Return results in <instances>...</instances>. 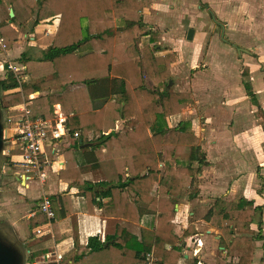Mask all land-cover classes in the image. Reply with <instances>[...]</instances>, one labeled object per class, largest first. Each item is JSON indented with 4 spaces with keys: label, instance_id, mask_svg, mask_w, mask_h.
<instances>
[{
    "label": "trees",
    "instance_id": "obj_1",
    "mask_svg": "<svg viewBox=\"0 0 264 264\" xmlns=\"http://www.w3.org/2000/svg\"><path fill=\"white\" fill-rule=\"evenodd\" d=\"M149 5V0H0V6L14 12L11 23L33 17L35 25L59 21L55 33L37 36L38 43L47 47L41 60L34 61L27 53L19 60L33 83L49 75L56 77L21 90L8 74L0 81L6 103L2 112L22 106L24 98L49 86L62 88L58 94L29 101L32 114L51 119L54 106L60 105L68 132H77L78 140L91 138L94 151L105 147L108 154L98 160L103 179L81 182L79 166L91 161L76 141L68 152L74 149L78 155L77 169L73 172L66 166L61 179L73 175L81 182L90 212L97 205L104 216L143 229L138 239L118 224L116 234L107 239L112 244L104 247L98 238H90L87 247H77L80 252L63 257L66 264L69 260L86 264L94 257L102 264H180L185 240L196 235L193 226L183 229L176 223L175 195L193 187L208 165L207 157L191 124L181 119L182 110L194 104V97L171 88L177 56L159 47L155 31L145 22ZM0 35L6 50L19 36L7 21L0 23ZM242 84L264 129V109L248 67L242 69ZM119 121H125L124 128L111 134ZM3 159L2 166H14L8 157ZM159 186L165 194H157ZM68 201L67 196L51 198L58 221L62 211L57 209ZM258 211L262 207H254L240 191L230 203L217 200L204 216L221 232L220 247L231 259L226 264H253L257 244L264 243L262 229L251 228ZM63 228L64 224L53 226L57 244L71 237V233L59 234Z\"/></svg>",
    "mask_w": 264,
    "mask_h": 264
},
{
    "label": "crops",
    "instance_id": "obj_2",
    "mask_svg": "<svg viewBox=\"0 0 264 264\" xmlns=\"http://www.w3.org/2000/svg\"><path fill=\"white\" fill-rule=\"evenodd\" d=\"M149 1L151 6L150 8L146 9L144 13H147L149 9H160L155 4L154 0ZM207 2L208 8L214 10L222 20L227 21L230 27L237 25L239 28V13H241V9H244V15L247 11H249L253 13V17L251 20H249L246 16L242 17V22H240V24L247 25V28L251 25L252 34L254 35L255 33H259L260 30H264V0H207ZM192 7L191 13L194 15V10ZM217 9L224 12L226 11V15L220 16ZM4 10V7L0 6V18H2ZM211 10H209V13ZM256 14L258 15L256 16ZM196 18V15H194V18L191 21H195ZM34 20L35 17H33L31 20L32 23L22 26V23L18 20H16L15 23H10L11 26L19 33L18 40L13 43L10 50L0 53V59L9 60V64L15 65L20 71L21 75L25 77L26 81L24 83V89L30 88L34 83L52 80L56 77L55 75H49L36 80L33 83L30 81L26 73V67L19 62L22 55L28 52L27 49H29L31 54L35 57V55H37L40 51H38L36 48L35 35L37 33H41L47 36L49 34L55 33L59 22L57 19L54 25H52V21L47 20L39 25H35ZM7 21L9 23V18ZM191 21L185 26V29L187 28L185 38L187 37L188 30L193 29V25H191L192 28L187 27L192 23ZM214 23L216 22L214 21ZM155 24L158 25L157 22ZM170 33H168V35L165 37L160 36L161 40H164V42H167L168 44V37H170ZM195 33L196 32H194L193 41H196ZM233 33H235L237 36V32L233 31ZM183 34L184 31L182 35ZM185 41L187 43L191 42V44L193 42L187 41V39ZM255 41L254 45H256ZM232 42L238 43L239 46H241L239 43H242L241 40H233ZM225 46L226 45H224V47ZM159 47L161 48V46ZM224 47L221 50L211 49L209 52L208 70L204 73L207 75L206 83H208V110L206 111L208 112V117L205 123L202 122L203 127L205 126V128L202 129L201 135L198 136V126L194 127V132L199 138V145L201 148L203 147L204 143L200 140L202 135L206 137L204 139H206L208 143L210 142L208 144V148L206 147V150L203 151L207 155L206 161L208 163V179L205 180L206 188H208L205 193L208 194V205H210V207L208 206V211L215 205L217 200H220L221 204H224L225 202L230 203L234 200L235 195L241 191L249 201L254 203V207H262V211H258L255 215L254 222L251 224V228L252 230L257 231L258 227L260 226V229H262L264 233V182H261L262 176H264V168L260 169V166L264 165V162H262L256 169L257 183L252 185L248 192H243V189H241V182L244 181L243 179L244 174L246 173V167L249 166V164H246L244 169H239V164L236 163L234 158H232L235 154L246 152L245 150H248L244 146V139H249L250 137L253 138V145L256 147L255 152L257 154L261 153V148L259 146L264 145V140H261V132H263L264 136V130L262 127V131L259 129L258 131H255L254 129L248 130L246 128V124L241 125L240 121L244 110L249 111V114H253L258 126H261L262 123L255 117V108L250 103V100L247 97L242 84L241 75L243 68L240 71L237 63L235 64V61L231 60L233 57H231L228 51L229 49L225 50ZM260 47L262 48V46ZM167 48L168 47L166 46H162L161 49L174 51L177 56V61L171 70L172 73H174V70L177 67L184 63V58H186L185 62L189 63L190 60L195 62L194 60L196 59L197 61L199 58V56H197L198 52H192L191 49L187 51L188 53H184L178 50V48ZM258 51L260 50L255 52ZM240 53L241 52L238 51L239 56L241 55ZM263 53L264 50H262L261 53L258 52V57L264 65ZM34 57L32 59H35ZM41 59L42 57L39 60ZM0 74L2 75V71H0ZM5 78L6 76L3 77L2 81L5 80ZM253 80L255 81L256 78ZM253 88H255L254 90L256 94H258L256 84L253 85ZM61 91L62 88L60 87L52 88V86H49V88L45 91L31 94L28 99L24 98V102L30 106L29 101L33 99L47 96L49 94H58ZM193 97L195 99V95H193ZM258 100L264 109V99H259L258 97ZM62 116V107L58 104L55 105L53 108V117L51 119L53 121H57V119ZM239 125H241L240 129ZM124 126L125 121H119L116 123L115 129L110 131V133H119L124 128ZM224 134L230 139V145L228 146L229 148L217 150L216 148L218 143H220V136ZM240 138H242V142L240 141ZM91 140V138L88 140H78L74 138L69 132L67 137L60 141H52V145L47 148L46 153L52 163L46 168V191L51 198L54 196H67V198L70 199V202L68 201L66 205H63V207L59 205L57 209L58 212L62 211L60 212L62 219H59L58 221L55 216V220L52 221L51 224L48 223L44 215L39 210V204L43 196L44 189L40 185L39 181H37V178L35 179L32 175H25L21 172V169L17 166L18 156H15V154L18 153L16 150L18 147L17 145H13L12 150L14 153L11 155V158L16 160V163L12 167H3L2 171L3 182L0 187V218L3 221V225L10 229V235L6 232L8 236L7 239L16 247H18L22 253L26 254V264H66V262L63 261V257L71 251L80 252L77 247H87L90 238H98L99 241L104 243V247H107L109 244L113 243L112 241L107 242V239L116 234L118 224H121L129 234L137 237L138 239L142 238V226L127 221H118L115 218H108L104 216L103 210L97 205L91 208L94 210V212L89 211L90 207L87 205V200L82 195L81 182L86 181L96 183L103 179L99 172L100 168L98 160L100 155L104 157L108 154V150L105 147L96 149L94 151L93 145L95 143H92ZM76 141L79 143L81 150H83L84 156H86V158L90 160L91 163L88 162L84 166H79L78 172L82 176L81 182L74 180L73 175L69 176L67 180H62L61 174L64 172L66 166H68L73 172L77 169L75 165L78 166V155L72 152L74 149L71 150V153L68 152V149L70 150L72 147H74ZM230 168H234L236 171H239L242 175V178H239L236 182L231 181ZM246 187L248 188V186ZM260 190H263L262 194H259ZM175 199L177 202L176 223L183 229L193 226L196 230V235L190 236L185 240V254L184 258L180 261V264H203L204 260L200 258H198L200 259L198 261L191 260L196 253H199L201 256L202 251L199 250V247L204 245V241L207 242V247L210 250V257H208L210 260L207 264H216L215 259H219V255L221 254L224 255V257L221 259L220 264H226L229 262L226 261L227 257L224 249H218L220 246L221 232L203 219L206 212L204 215H196V213L187 211L192 205L189 206V198L185 200L182 194L175 195ZM96 201H100V199ZM102 201L106 203L108 200L103 199ZM188 218H191L192 221L195 220V223H192V221L190 223ZM257 218L261 219L262 225H259L257 228H255L257 224ZM55 223L64 224V228L59 229V234L62 235L65 233H71L70 238L59 244H57L54 239L53 226ZM38 231L40 233H38ZM198 232H203L206 234L205 236H199L201 239H204L203 242L199 239V237H197ZM211 232H215V241L214 239L213 241H210V245L208 246V239L206 238H208V233ZM209 238L211 239L213 236L210 235ZM37 253H39V255H37ZM67 264H73V261L69 260ZM86 264H102V260L94 257L89 259ZM253 264H264V243L257 244Z\"/></svg>",
    "mask_w": 264,
    "mask_h": 264
},
{
    "label": "rangeland",
    "instance_id": "obj_3",
    "mask_svg": "<svg viewBox=\"0 0 264 264\" xmlns=\"http://www.w3.org/2000/svg\"><path fill=\"white\" fill-rule=\"evenodd\" d=\"M154 1H155V4L160 9L159 10H157L156 8H154V10L149 9L147 13H144V16L146 15L144 20L155 31L157 39H158V45L161 46V48L162 46H166L169 49L178 48V50L184 53H188L187 51H189L190 49L192 50V52L194 51L198 52L197 56H199V58L197 59V61L196 59L194 60L195 62H193V60H190V63H189V62H185L186 58H184V63H182L179 67H177L174 70V73H172V83L173 84L171 86L172 90L175 92H191L192 95H195L194 104L182 110L181 119L188 121L191 124L193 130H194V127L198 126V136L202 134V129L205 128V126L203 127L202 122L205 123L208 117V112H206L208 110V100H207L208 83H206L207 75L204 73L205 71L208 70V55L211 49L221 50L223 49L224 45H226L224 49L225 50L229 49L228 51L231 57H233L231 58V60L235 61V64L237 63V66H239L240 71L244 67H248L250 69L251 71L250 80L253 85L254 84L257 85V92H258L257 95L259 99L261 98L264 99V65L262 64L260 58L258 57L259 56L258 52L261 53L262 50H264V30L262 29L260 30L259 33H255L254 35L252 34L251 25L247 28V25L240 24V22H242L241 20L242 17L246 16L249 20H251V18L253 17L252 12L247 11L246 14L244 15L243 11L245 10L244 9L240 10L241 13H239L240 17H238L239 19V28H238L237 25L230 27L227 21L222 20L214 10H211L210 8H208L207 0H198V2L197 0H154ZM206 5H207V8H206ZM150 6L151 5H149L148 8H150ZM191 7L194 10V15H196L197 17L195 21H191L194 18V15H192L191 13L192 11ZM209 10L213 12L215 19L219 23L217 22L214 23L209 13ZM217 11L220 16L226 15V11L224 12L219 9H217ZM8 13L9 12L5 9L2 14V18H0V23L5 20L7 21V19L9 18ZM257 15L258 14H256V16ZM32 19L33 18L31 19L29 18L28 20L23 21L21 26L25 24L27 25L28 23H32L31 22ZM56 20L52 21V25H54ZM249 20H246V21H249ZM190 21L192 23L188 25L187 27L192 28L191 25H193V29L196 32L195 33L196 41H193L192 44L191 42L187 43L185 41L186 40L185 36H186V31H187V28L185 29V26ZM156 22L158 23L159 26L155 24ZM52 31H53V26H52ZM183 31H184V34L182 35ZM233 31L237 32V36L235 33H233ZM168 33H170V37H168L169 43L167 44V42L165 43L164 40H161L160 36L165 37L166 35H168ZM40 35L46 36L45 34H41V33L39 34L37 33L35 35L36 48L38 51L40 50L39 53L35 55L34 57V55L31 54V51L29 49H27L28 52H26L27 54L30 55L31 58L33 57L35 58L33 59L34 61H39L41 57L43 58L46 52V49H47L46 46L40 45L38 43L37 36H40ZM233 40H238V41L241 40L242 43H239L241 44V46H239L238 43L236 42L233 43L232 42ZM248 41H251L253 45L251 44V42H248ZM254 41L256 45H254ZM260 46H262V48ZM237 49L241 50L240 54L242 56L238 55ZM257 50H260V51L255 52ZM3 52H0V53H3ZM263 57H264V53H263ZM8 66H9V60L0 59V69H1L0 71H2V75L0 74V81H2L3 77L8 75V71H7ZM252 72H253V76H252ZM254 78H256L255 81L253 80ZM25 81L26 79L22 75L20 83H19L21 90H24ZM3 98H4V93L1 92L0 102L6 107V103L3 100ZM15 110L16 109L14 108V109L3 110L2 112L4 128L8 136L6 140L7 144L4 149L3 155L5 156V158L8 157L10 161H12L14 164L16 163V160L11 158V155H13L14 153V151L12 150L13 145L15 146L17 145L16 132H15V126L17 124V117H16L17 115H15ZM9 116H11V118L10 120L7 121V118ZM241 117H242L240 121L241 125L246 124V128L248 130L254 129L255 131H258L259 129L262 131L263 129L262 124L261 126L260 125L258 126L257 121H255V118L252 113L249 114V111L244 110V113L242 114ZM241 125H239V129ZM261 134H262L261 140L263 141L264 140L263 132H261ZM200 138H201L200 140L204 142L203 147H202L203 149L202 148L201 149L202 151H205L206 147L208 148V144L210 142L208 143V141L204 139L206 138L204 135H202V137ZM242 138H245V137H242ZM242 138H240L241 142H242ZM219 141L220 143H218V146L216 148L217 150L222 149V148L223 149L229 148L228 146L230 145V142H229L230 139L228 138V136H226L225 134L221 135ZM244 141H245L244 146L248 150H245L246 152H240L238 154H235L234 157L232 158H234L236 163L239 164V169H242V168L244 169L246 167V164H249V166L246 167V173L244 174V179H243L244 181L241 182V186H242L241 189H243V192H248L250 190L249 188H251L252 185L257 183L256 169L262 162H264V145L259 146L261 148L260 149L261 153L257 154L255 152L256 147L253 145V138L250 137L249 139H244ZM16 155L18 156V159H19V153H16L15 156ZM206 166L202 168V172L196 178L193 187L188 189L186 192L182 194L185 200L189 198V203H190L189 206L192 205L191 207H189L187 211L196 213V215L198 214L204 215L205 212H206L205 213L206 215L208 213V208L210 207V205H208V194L205 193V191L208 190V188H206V183H205V180L208 179V165ZM234 166H235V162H234ZM262 168H264V165L260 166V169ZM233 169L230 168V180L236 182L239 178H242L241 177L242 175L240 174L239 171H236L235 169L234 170ZM2 171L3 170H0V187L3 182V175H2L3 172ZM261 182L262 183L264 182V176H262ZM233 186H232V189H233ZM246 186H248V188ZM188 221L191 223L192 221L191 218H188ZM194 221H192V223H195ZM2 222L3 221L0 218V233L3 235L4 238L7 239L8 236L6 232L9 234L10 229L7 226L3 225ZM256 222L257 224L255 228H257V226L259 225H262L260 218H257ZM180 225H183V224H180ZM259 229H260V226L258 227L257 231ZM209 234L212 235L213 238L210 239ZM262 234L264 236V233ZM202 235L205 236L206 234H204L203 232L197 233V237L202 236ZM199 239L202 242L204 241L203 238H202L203 240L200 237ZM206 239H208V246H209L210 241H213V239L215 241V232L208 233V238ZM220 248L222 247L219 246L218 249ZM199 250L202 251L201 256L199 253L198 254L196 253L193 256L191 261H195V260L198 261L202 259L204 260V262L202 261L203 264L209 263L208 261L210 259L208 257H210V250L207 247V242L204 241V245L200 246ZM223 257L224 255L222 254L219 255V259H215L216 264H220L221 259ZM226 261H231V259L226 258Z\"/></svg>",
    "mask_w": 264,
    "mask_h": 264
},
{
    "label": "built area",
    "instance_id": "obj_4",
    "mask_svg": "<svg viewBox=\"0 0 264 264\" xmlns=\"http://www.w3.org/2000/svg\"><path fill=\"white\" fill-rule=\"evenodd\" d=\"M0 48L6 51L4 39L0 35ZM8 74L13 75L15 80L20 83L21 73L18 68L9 64ZM20 85V84H19ZM17 124L15 126L17 152L19 159L17 166L25 175H32L44 189L43 196L40 200L39 210L44 215L49 224L55 220V213L52 207L51 197L46 191L47 173L46 168L51 165V160L47 156V148L52 145V141H60L69 135L65 126V117H59L57 121L46 118L44 116L36 117L32 114L27 103L16 108ZM11 116L7 118L10 120ZM74 138L78 137V133L71 134ZM162 186L157 187V194H165ZM38 233H40L38 231Z\"/></svg>",
    "mask_w": 264,
    "mask_h": 264
},
{
    "label": "water",
    "instance_id": "obj_5",
    "mask_svg": "<svg viewBox=\"0 0 264 264\" xmlns=\"http://www.w3.org/2000/svg\"><path fill=\"white\" fill-rule=\"evenodd\" d=\"M213 20H215L214 14L210 11ZM14 18V12L10 11L9 23ZM218 23V22H217ZM223 28V27H222ZM194 30L189 29L187 32V41H193L194 38ZM240 52L241 50L238 49ZM2 103L0 102V162L5 156L3 155L4 149L6 147V140L8 138L5 128H4V121H3V113H2ZM3 167L0 163V170H3ZM177 210V208H176ZM0 264H26V256L24 253L18 249L13 243H11L8 239L4 238L3 235L0 233Z\"/></svg>",
    "mask_w": 264,
    "mask_h": 264
}]
</instances>
